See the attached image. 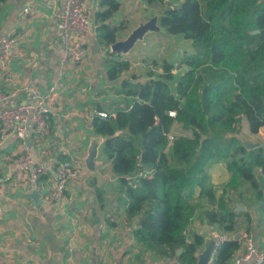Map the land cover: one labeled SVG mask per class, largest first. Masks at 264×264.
<instances>
[{
    "label": "trees",
    "instance_id": "obj_1",
    "mask_svg": "<svg viewBox=\"0 0 264 264\" xmlns=\"http://www.w3.org/2000/svg\"><path fill=\"white\" fill-rule=\"evenodd\" d=\"M120 7L119 0H101L94 15L100 42L107 49L123 27L109 22ZM159 22L168 33L191 40L195 54L183 57L178 68L165 61L162 73L150 72L144 81L136 74L124 79L123 100L107 118L95 115L93 127L105 137L102 152L125 188V213L135 223L136 240L161 257L196 264L205 237L196 232L187 239L185 229L198 187L202 197L217 201L216 209L205 210L209 224L235 233L240 216L251 221L247 212L229 208L225 195L217 197L209 173L217 157L226 159L229 187L237 189L245 181L258 199L264 196V149L249 150L237 136H226L238 132L243 118L253 134L264 127V0H183L165 8ZM200 56L208 65V81L197 90L204 79L197 74L203 65ZM185 65L189 69L174 92L173 71ZM130 69V60L113 59L107 78L117 81ZM169 111L177 116L171 117ZM177 122L192 135H176L170 144L167 134ZM169 151L176 165L170 162ZM255 167L261 169L263 182L256 178ZM241 247L240 239L226 241L212 264H229Z\"/></svg>",
    "mask_w": 264,
    "mask_h": 264
},
{
    "label": "crops",
    "instance_id": "obj_2",
    "mask_svg": "<svg viewBox=\"0 0 264 264\" xmlns=\"http://www.w3.org/2000/svg\"><path fill=\"white\" fill-rule=\"evenodd\" d=\"M64 1L6 0L1 3L0 36L9 35L17 40L10 69L19 84L31 85L45 92L52 77L57 76L63 43L55 13L63 7ZM100 1H89V13L93 18L99 10ZM27 6L32 8V12L25 14ZM116 18L114 16L109 22L118 25ZM98 36L97 28L89 40L84 67L74 69L69 64L65 66L67 76H70L69 83L58 90L57 106L50 118V134L35 135L29 126L25 136L36 160L53 167L58 162L72 160L84 167L80 178L69 182L66 200L47 204L45 186L49 182L48 176L39 177L16 170L13 159L21 153L22 140L11 135L0 144V264H179L176 258H164L146 250L136 240L135 223L129 221L125 213V188L103 154V145L98 157L102 163L96 170H89L85 165L91 138L97 135L93 127L95 111L100 110V106L108 110L104 101L113 99L112 87L118 81H109L107 70L111 60L122 59L115 53L111 54V50L99 42ZM163 60L159 72L153 69L148 74L162 73ZM147 62L152 63L153 58ZM147 67L152 69L153 66ZM182 68L173 71L174 80L176 72ZM132 74L135 73L129 76ZM4 76L0 72V87L9 89L11 85L4 80ZM71 78L73 84L70 83ZM118 87L120 94L117 99L121 97L123 100L122 85ZM117 101L114 105L121 102ZM15 102V98L0 101V108ZM216 162L210 165L209 170ZM224 171L218 175L210 172L214 184L219 181L228 185L231 175L225 178ZM245 183L247 187L242 185L233 190L239 196L233 206L229 205L227 198L225 201L229 208L236 210L240 205L245 208L240 212L251 214L250 222L244 215L242 218L246 221L240 219L238 233L251 231L257 246L264 248L261 202L250 184ZM193 205L195 209L186 228V237L206 227L207 220L201 222L198 217L202 209L198 206L203 204ZM203 248L204 245L197 255ZM242 251L243 247L236 256ZM233 260L229 264H234Z\"/></svg>",
    "mask_w": 264,
    "mask_h": 264
},
{
    "label": "built area",
    "instance_id": "obj_3",
    "mask_svg": "<svg viewBox=\"0 0 264 264\" xmlns=\"http://www.w3.org/2000/svg\"><path fill=\"white\" fill-rule=\"evenodd\" d=\"M89 1L65 0L63 7L55 13L59 36L63 43V54L57 76L52 77L45 92H40L31 85L18 83L10 69L17 40L9 35L0 36V72L5 75L4 80L11 85L9 89L0 87V101H5L8 98L16 99L13 105L0 108V144L6 142L11 135L22 140L21 153L13 159V163L20 173H32L39 177L48 176L49 182L45 186L47 204L65 201L69 182L79 179L84 167L72 160L58 162L55 167L36 160L31 145L25 141V136L29 126L33 128L35 135L50 134V118L57 106L58 90L66 87L69 83L70 76H67L65 66L69 64L74 69H79L84 67L87 62L88 43L98 28L89 13ZM31 12L30 6L24 8L25 14ZM72 79L70 80L71 84H73ZM169 114L174 118L177 116L175 111H169ZM95 115L102 118L109 116L106 111L102 110H96ZM167 136L169 143L172 144L176 134L171 131ZM216 228L217 225L206 222V227L197 231L205 238L213 239L214 257L226 241L238 237L241 240L243 251L241 255L233 258L234 264H264V248L257 246L254 233L251 231L244 233L217 231Z\"/></svg>",
    "mask_w": 264,
    "mask_h": 264
},
{
    "label": "rangeland",
    "instance_id": "obj_4",
    "mask_svg": "<svg viewBox=\"0 0 264 264\" xmlns=\"http://www.w3.org/2000/svg\"><path fill=\"white\" fill-rule=\"evenodd\" d=\"M121 3L120 9L116 12L115 17L117 23L122 24V29L119 32L118 35V40L125 39L130 32L138 26V24L142 21H147L150 18L154 16L155 13H159L160 15L163 13V10L167 7H177L181 4L182 0H165L164 3H159L156 2L154 4H149L146 0H119ZM99 37V36H98ZM146 39V41H145ZM145 39L141 42H139L134 49L131 50L130 54L126 56H122L120 54L115 53L116 57L130 60L131 62V69L129 71L123 72L121 74L120 79L115 82V85L112 87L113 91V99L107 98L105 99L104 102H106L105 106L108 108L106 112L111 113L115 107L114 103L115 100H118L117 102L121 101L122 98L120 97L117 99V96H119V87L118 85H121V82L124 79H130L131 76L130 73H135L136 75L139 74L138 76H141L139 80L147 76L149 70L153 71L157 70L156 72H159V67L161 66V61L163 60L164 62L167 61L169 63H172L178 68L179 61L191 54H195V48L193 46V43L191 40L185 39L182 35L180 34H172V33H164V32H153L151 34H148ZM100 42V38H98ZM101 43V42H100ZM103 45V44H102ZM104 46V45H103ZM105 47V46H104ZM106 48V47H105ZM107 49V48H106ZM109 50L110 47L108 48ZM145 58V59H144ZM152 63H148V59H152ZM200 60L203 62V65L197 69V74H202L200 76H203V81L200 83L199 87L197 90H200L202 85L208 81V65L206 64V59L205 57L200 56ZM159 60V61H158ZM141 64H139V63ZM153 66L152 69L147 66ZM189 68L185 65L180 71L176 72V79L171 81V87L174 92H176V86L178 79L182 74L188 70ZM125 73V75H123ZM144 81V80H142ZM117 85V86H116ZM109 102H111L109 104ZM113 104V105H112ZM236 132L238 135H240L244 140L246 141H251V142H264V127L261 128L260 132L258 134H253L249 131V126L248 122L245 118L242 119L241 121V126L237 128ZM174 133L176 135H187L191 136L192 132L191 130H186L183 126L182 123L177 122L176 126L174 127ZM228 134V133H227ZM227 136V135H226ZM170 154V162L174 165L175 163V158L172 156L171 152L169 151ZM215 163V166L213 169L210 168L209 173L212 172V174H221L224 171V176L226 178L229 177L231 174L228 172L226 169V159L222 156L219 155ZM212 170V171H211ZM254 172L256 175V178L260 181L263 182V178L261 175V169L259 167L254 168ZM211 174V173H210ZM139 176V173H136V177ZM210 183L215 189L217 197H221L223 194L225 195V199L227 198L228 203L230 206H233V204L239 200L238 193L233 191L231 187L226 185L227 183L225 182H217L213 183L212 182V177ZM248 183V182H247ZM247 187L248 184L245 182L241 183L240 186ZM249 188V187H248ZM264 192V187L262 186V189ZM254 191V190H253ZM200 188H197V191L194 195V201L193 203L196 205H201L203 206L198 208H202L199 211L198 217L201 219L199 221L203 222L205 220V210L207 209H216L217 208V201L211 202L209 198L207 197H202L200 194ZM256 194L257 192L254 191ZM204 198V199H203ZM260 200V199H259ZM261 202V211L264 207V196L260 200ZM201 212V214H200ZM249 212H251L249 210ZM263 213V211H262ZM248 215L251 216L250 213ZM242 216L239 217L240 219H243ZM246 221V219H243ZM206 221V220H205ZM218 229H222L221 226L217 225ZM200 231V230H199Z\"/></svg>",
    "mask_w": 264,
    "mask_h": 264
},
{
    "label": "water",
    "instance_id": "obj_5",
    "mask_svg": "<svg viewBox=\"0 0 264 264\" xmlns=\"http://www.w3.org/2000/svg\"><path fill=\"white\" fill-rule=\"evenodd\" d=\"M160 14L155 13L152 18L147 21H142L135 27L130 34L122 40H117L111 46V52L128 55L130 54L131 50L135 48V46L143 41L148 34L153 32H164L166 33V29L160 25ZM237 136L242 144L249 150H254L257 148L264 149V142H251L244 140L240 135L237 133H228L227 136ZM105 142V137L96 135L91 138L88 155L85 157V165L89 170H96V167L100 165L102 162L98 160L100 155L101 146ZM243 206L237 205L236 211L244 210ZM237 239H239L237 237ZM214 251H215V244L211 237L205 238L204 241V248L203 250L197 255V262L196 264H211L214 259ZM181 253V250H178V254Z\"/></svg>",
    "mask_w": 264,
    "mask_h": 264
}]
</instances>
